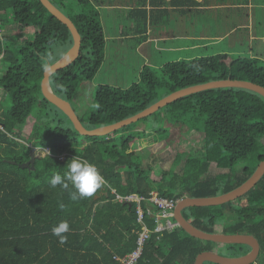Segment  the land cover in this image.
I'll return each mask as SVG.
<instances>
[{
	"label": "trees",
	"instance_id": "obj_1",
	"mask_svg": "<svg viewBox=\"0 0 264 264\" xmlns=\"http://www.w3.org/2000/svg\"><path fill=\"white\" fill-rule=\"evenodd\" d=\"M49 1L72 21L81 38L77 58L49 78L53 93L71 104L79 85L93 79L104 63L107 39L100 13L87 7L89 0ZM139 3L143 5L144 0ZM190 4L198 5L194 0H173V12L184 15L182 8ZM137 12L146 14L133 10ZM148 19L134 22L132 33L141 40L150 25ZM176 21L173 17L174 28ZM4 24L20 30L39 28L21 42L16 36L0 38V264H121L120 259L136 248L142 226L135 204L118 202L116 195L146 197L156 191L176 200L213 197L240 186L263 160L264 98L241 88L182 97L103 136L78 134L65 114L43 97L40 87L44 69L72 46L67 27L38 0H0V26ZM59 48L62 52L57 54ZM242 52L171 60L158 74L144 65L137 82L126 89L98 85L93 109L86 119L78 118L88 130L111 125L177 90L215 80H244L264 87V59ZM141 123L146 128L135 130ZM175 127L199 134L201 147L177 153L168 170L143 167L137 136L158 135L159 142ZM30 150L35 152L34 169H22L19 164L29 160ZM74 157L95 164L105 180L92 197L76 201L70 198L76 191L71 185L65 190L49 183ZM180 163V171H174ZM244 163L238 172L235 167ZM210 165L227 172L209 176ZM151 170L158 173V180L152 179ZM236 201V205L186 208L182 215L206 233L219 232L215 227L222 226L219 233L252 235L260 244V254L264 252V175ZM62 220L70 225L64 244L52 233ZM143 223L152 231L155 219L144 214ZM211 244L189 236L179 226L151 233L135 264H194L201 252H217L220 245ZM223 247L229 253L220 254L227 257L250 250L241 244Z\"/></svg>",
	"mask_w": 264,
	"mask_h": 264
},
{
	"label": "rangeland",
	"instance_id": "obj_2",
	"mask_svg": "<svg viewBox=\"0 0 264 264\" xmlns=\"http://www.w3.org/2000/svg\"><path fill=\"white\" fill-rule=\"evenodd\" d=\"M124 0H89V5L87 6L93 12L100 13V21L105 30V37L107 39L106 44V58L99 71L95 77L89 81H83L78 88L76 98L71 101V106L78 117L86 119L88 110H92L93 95L95 89L98 85H109L116 88L126 89L132 83H136L138 79V72L140 68L147 65L151 70L159 73L160 67L171 60H190L193 57L212 55L218 52L217 49L213 47L216 45L209 44L208 49L203 50L200 41L196 38L192 45L187 44V40L184 34H189V28L186 26V21L183 24L176 23L173 33H180V37L175 39L176 42H172L171 45H159L151 46V44H144L145 46L139 45L138 39H131L125 35H131L133 32L134 22L128 17L122 16L119 12H124L119 10V6L124 2ZM260 11V17L257 19L256 30L258 33L264 36V7L260 5L258 7ZM8 17H11V12H8ZM197 20V18H196ZM10 21V19H9ZM173 28V23L170 24ZM197 27L196 25L191 28ZM2 28V30H1ZM39 27H30L20 30L17 26L3 25L0 26V38L4 36H16L19 42L24 40L25 37L31 36L34 30ZM245 34V31H242ZM123 36V37H122ZM125 36V37H124ZM165 36V34H163ZM165 37H149V41H162ZM206 40L212 41L209 37ZM199 42V43H198ZM264 44V39L261 41ZM245 55H253L254 57H260L264 59V47L259 49H253V53L248 52L247 49L242 50ZM61 48L56 50V53H61ZM235 53V52H233ZM232 53V54H233ZM251 53V54H250ZM64 55V54H63ZM61 55L60 58L63 56ZM234 55V54H233ZM59 58V59H60ZM31 124V123H30ZM147 124H139L135 130H142L146 128ZM31 126H29L30 129ZM167 134L164 133V138ZM26 136V134H25ZM24 135L21 137H25ZM167 138L156 142L159 140L158 135L148 136H137L135 139L136 147H142L138 152L143 160V167L151 166L154 169L161 168L163 170H168L172 167V162L174 157L179 152H195L201 147V141L199 134L194 132H189L186 128L177 129L176 127L170 130ZM19 142H23L19 140ZM156 142V143H154ZM154 143V144H153ZM152 144V145H151ZM38 153V150H36ZM45 153V152H43ZM42 152L39 154H43ZM184 157L182 158V160ZM244 164H239L235 169L239 172L241 166ZM181 169V163L174 168L176 172ZM227 172V170H219L215 166L210 165L208 175L214 176L219 173ZM152 179L158 180V173H149ZM233 204H238V201H233ZM217 230V229H216ZM218 231V230H217ZM216 244H211L214 247ZM217 252L226 254L229 253L227 248L220 245L217 247ZM254 264H264V252L262 251L255 260Z\"/></svg>",
	"mask_w": 264,
	"mask_h": 264
},
{
	"label": "water",
	"instance_id": "obj_3",
	"mask_svg": "<svg viewBox=\"0 0 264 264\" xmlns=\"http://www.w3.org/2000/svg\"><path fill=\"white\" fill-rule=\"evenodd\" d=\"M42 6L51 14L54 18H56L59 22L64 24L69 30L72 37V46L69 50L56 62L49 64L43 72V77L40 83L41 93L43 97L53 104L56 108H58L61 112L65 114V116L69 119L72 124L74 130L83 136H103L114 132L124 126L130 125L131 123H135L138 120L154 113L158 109L191 94L210 90V89H219V88H241L252 91L254 93L259 94L264 98V87L259 86L255 83L244 81V80H215L210 81L204 84H199L191 87H187L184 89L177 90L166 97L160 99L155 104L149 106L143 111L116 122L111 125L102 126L98 128H94L91 130L86 129L75 111L71 107L70 103L63 100L53 93L49 85V78L52 74L57 72L58 70L68 66L71 64L78 56L79 48L81 44L80 35L75 28L72 21L65 16L59 9H57L49 0H38ZM35 152L30 150L29 152V160L22 164H19L20 168H25L28 170H33V162H34ZM15 164L14 161L11 162ZM264 175V158L257 167L254 172L250 175V177L243 182L240 186L235 189L224 193L219 194L213 197L207 198H190L184 197L178 200L175 209L173 219L177 223V225L189 236L196 238L201 241L212 242L219 245H234L241 244L250 248L249 252L245 255L239 257H227L221 254H218L214 251H204L198 254L194 260V264H203L204 262H211L215 264H251L253 263L259 255L260 252V244L257 239L249 234L245 233H236V234H227V233H206L194 227L190 222H188L182 215V211L186 208L190 207H207V206H221L229 202H233L243 195H245L248 191H250L257 182ZM130 206V204H128Z\"/></svg>",
	"mask_w": 264,
	"mask_h": 264
},
{
	"label": "crops",
	"instance_id": "obj_4",
	"mask_svg": "<svg viewBox=\"0 0 264 264\" xmlns=\"http://www.w3.org/2000/svg\"><path fill=\"white\" fill-rule=\"evenodd\" d=\"M194 1L198 5L190 4L182 8L186 9L183 15L179 11L173 12V0H144L143 5L139 3L141 0H124V4L122 3L118 9V11H124L119 12L122 16L129 19L131 17L138 18L135 20L132 18L131 21L133 22H141L145 17H149L148 20H150V25H147L144 33L145 37L142 40L138 34L134 35L132 33L125 36L138 39L139 45L142 46H145L143 43L151 44V46L157 44L171 45L172 42H176L175 39L181 38L180 33H173L174 27L171 28L170 25L173 23V17H175L177 18L176 22L179 24L186 21V26L189 28V34H184L187 40L186 45L190 43L192 45L193 41L198 38L202 47H208L209 44L214 45L216 43L213 48L226 53L242 52L245 48L253 53V49L264 47V44H261L264 36L256 30L259 26L257 19L260 17L258 7L260 5L264 7V0ZM138 9L144 10L146 14L133 13V10ZM132 14L135 15L132 16ZM193 25L197 27L191 28ZM243 30L245 34L242 33ZM150 36L155 37V39L156 37H165V39L158 43V41H149ZM206 37H209L212 41L206 40ZM216 229L221 232L222 226H216Z\"/></svg>",
	"mask_w": 264,
	"mask_h": 264
},
{
	"label": "built area",
	"instance_id": "obj_5",
	"mask_svg": "<svg viewBox=\"0 0 264 264\" xmlns=\"http://www.w3.org/2000/svg\"><path fill=\"white\" fill-rule=\"evenodd\" d=\"M47 153V150H44ZM63 159V157H59ZM118 202L135 204L137 222L141 224L142 230L138 233L136 240V248L120 259L121 264H135L141 255L143 244L149 239L151 233H159L162 231H171L178 227L177 223L172 221L174 216V209L178 200L174 198L161 197L156 191H152L148 196H139L130 194L126 196L116 195ZM145 205L143 209L142 205ZM144 214L155 219V226L150 231L143 223Z\"/></svg>",
	"mask_w": 264,
	"mask_h": 264
},
{
	"label": "clouds",
	"instance_id": "obj_6",
	"mask_svg": "<svg viewBox=\"0 0 264 264\" xmlns=\"http://www.w3.org/2000/svg\"><path fill=\"white\" fill-rule=\"evenodd\" d=\"M49 183L53 188L59 185L65 190H69L71 185L76 191L70 193V198L76 201L92 197L103 187L105 180L95 164L74 157L67 164V169L62 174L56 172L52 175ZM60 207L64 208V205L60 204ZM69 231L70 225L67 220H62L52 228V233L58 238L60 244L67 242L65 234Z\"/></svg>",
	"mask_w": 264,
	"mask_h": 264
}]
</instances>
